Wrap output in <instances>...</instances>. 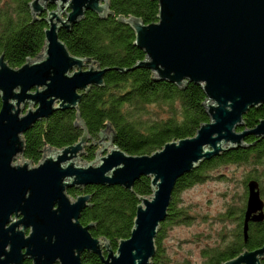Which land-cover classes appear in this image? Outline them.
Here are the masks:
<instances>
[{"label": "water", "instance_id": "water-1", "mask_svg": "<svg viewBox=\"0 0 264 264\" xmlns=\"http://www.w3.org/2000/svg\"><path fill=\"white\" fill-rule=\"evenodd\" d=\"M153 1L158 4L156 22L118 18L145 54L131 69H150L156 79L179 88L188 82L200 85L208 121L194 135L143 155L122 151L108 131L86 163L80 159L90 136L77 113L79 140L44 148L32 166L23 157V134L56 111L77 110L83 93L102 87L105 73L115 68L71 54L59 39V30L70 32L86 11L101 18L111 15L109 0H31L30 13L45 14L41 52L17 68L0 55V264H21L25 256L32 264H82L84 252L98 255L103 264H149L178 178L204 160L244 147L248 135L264 139V119L238 130L243 115L264 104V0ZM49 5L54 8L48 10ZM142 176L150 179L151 194L137 195L130 234L113 251L107 239L90 234L95 223H80L90 195L71 199L67 190L119 185L132 191ZM263 209L258 183L251 180L245 241L248 222H261ZM262 259L264 243L222 264H261Z\"/></svg>", "mask_w": 264, "mask_h": 264}, {"label": "trees", "instance_id": "trees-1", "mask_svg": "<svg viewBox=\"0 0 264 264\" xmlns=\"http://www.w3.org/2000/svg\"><path fill=\"white\" fill-rule=\"evenodd\" d=\"M31 0H0V55L12 67H19L28 57H36L45 43V14L35 17L30 13ZM111 15L101 18L86 11L70 32L59 30L61 39L73 55L92 59L101 67L115 68L104 75L102 87L92 86L83 93L77 110L56 111L35 122L23 134V157L32 162L40 159L46 147L62 148L77 142L82 129L76 126L77 113L85 122L90 140L81 159L91 161L98 142L109 131L112 140L122 151L131 155L150 154L166 142L195 134L201 123L208 121L203 101L205 95L192 82L182 88L158 80L150 69H131L145 58L134 45L133 31L118 21L119 17L135 16L144 24L156 22L158 4L153 0H109ZM48 6V10L53 9ZM117 68V69H116ZM127 69V71H120ZM264 119V104L243 115V126L252 128ZM245 146L224 151L204 160L197 168L176 181L166 219L160 223L155 237L156 251L149 264H176L163 246L166 228L194 220L191 206L183 204L181 192L207 179L222 178L234 190L224 194V208L215 219L226 226L212 245L200 249L198 264H222L243 250H254L264 243V219L249 223L244 240L248 182L258 183L264 201V139L246 136ZM235 167L232 174L220 173L219 168ZM243 168V172H238ZM240 175V176H238ZM150 179L142 176L134 182L132 191L119 185H88L82 189H68V196L90 194L89 205L80 222H94L91 234L104 237L116 245L128 237L137 205V195L148 196ZM264 212V209H263ZM229 226H231L229 229ZM229 229V230H228ZM82 264H102L89 253L82 255ZM183 264V263H178ZM187 264V261L184 262ZM189 264V263H188Z\"/></svg>", "mask_w": 264, "mask_h": 264}, {"label": "rangeland", "instance_id": "rangeland-1", "mask_svg": "<svg viewBox=\"0 0 264 264\" xmlns=\"http://www.w3.org/2000/svg\"><path fill=\"white\" fill-rule=\"evenodd\" d=\"M235 171H237L235 167H229L219 168L215 173L230 175ZM238 172H243V168L239 169ZM232 190H234L233 187H229L222 178H215L204 180L181 192V202L191 206L189 210H191L190 213L194 220L189 224L177 223L166 228L163 246L166 252L173 257V263L184 264L187 261V264H198L200 249L206 244L212 245L218 236L222 235L223 230H226L224 229L226 225L215 219L224 208V194ZM230 227L229 229H231Z\"/></svg>", "mask_w": 264, "mask_h": 264}, {"label": "flooded vegetation", "instance_id": "flooded-vegetation-1", "mask_svg": "<svg viewBox=\"0 0 264 264\" xmlns=\"http://www.w3.org/2000/svg\"><path fill=\"white\" fill-rule=\"evenodd\" d=\"M86 186H88V185H86ZM85 186H81V187H79V188H72V189H76V190H78V189H82V188H84ZM86 194H88V193H77V195L76 196H70V197H72L73 199L74 198H76L78 195H86ZM88 195H90V194H88ZM82 213V212H81ZM81 217V216H80ZM244 218V217H243ZM80 220V219H79ZM81 224H83V225H87V223H82V222H80ZM90 223H94L93 221L92 222H90ZM249 223H259V222H253V221H250V222H248V224ZM89 224V223H88ZM94 226H95V224L93 225V227L90 229V234H91V230L94 228ZM26 235H28V230L26 231ZM92 235V234H91ZM93 236V235H92ZM93 237H95V236H93ZM95 238H102V239H104V237H95ZM109 240V239H108ZM109 244H110V248L114 251L115 250V248H116V245L114 244V243H112L110 240H109ZM246 250V249H245ZM248 251H251V250H248ZM85 253H88V252H84L83 254H85ZM104 253H105V251H104ZM82 254V255H83ZM90 254V257L92 256H94V255H96V254H93V253H89ZM98 258H99V256L98 255H96ZM99 260H100V258H99ZM100 262H101V260H100ZM102 263V262H101ZM21 264H32V260L30 259V258H28L27 256H25V257H23L22 258V261H21ZM103 264V263H102ZM261 264H264V259H262L261 260Z\"/></svg>", "mask_w": 264, "mask_h": 264}, {"label": "bare ground", "instance_id": "bare-ground-1", "mask_svg": "<svg viewBox=\"0 0 264 264\" xmlns=\"http://www.w3.org/2000/svg\"><path fill=\"white\" fill-rule=\"evenodd\" d=\"M40 158H41V157H40ZM27 160H28V159H27ZM38 161H39V159H38L36 162H33V163H32V166H33V164L36 165V164L38 163ZM69 197H70V196H69ZM70 198L73 199L72 197H70ZM54 208H56V207H54ZM6 226H7V225H6Z\"/></svg>", "mask_w": 264, "mask_h": 264}]
</instances>
